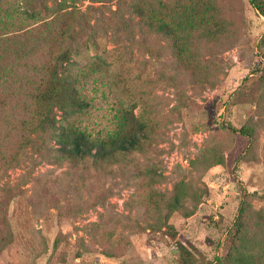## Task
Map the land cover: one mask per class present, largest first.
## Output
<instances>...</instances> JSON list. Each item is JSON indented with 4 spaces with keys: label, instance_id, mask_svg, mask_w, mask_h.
I'll use <instances>...</instances> for the list:
<instances>
[{
    "label": "rangeland",
    "instance_id": "374dc122",
    "mask_svg": "<svg viewBox=\"0 0 264 264\" xmlns=\"http://www.w3.org/2000/svg\"><path fill=\"white\" fill-rule=\"evenodd\" d=\"M25 1L0 0V21L24 28L1 8L20 12ZM205 1L220 34L192 47L190 65L168 39L145 34L122 0L76 3L87 23L106 20L95 45L82 34L72 56L75 67L100 69L84 76L82 125L103 137L124 107L153 134L113 163L60 160L52 137L41 151L28 149L0 179V235L9 234L0 264H215L239 213L264 217V13L252 0ZM254 228L242 230L251 236Z\"/></svg>",
    "mask_w": 264,
    "mask_h": 264
},
{
    "label": "trees",
    "instance_id": "16d2710c",
    "mask_svg": "<svg viewBox=\"0 0 264 264\" xmlns=\"http://www.w3.org/2000/svg\"><path fill=\"white\" fill-rule=\"evenodd\" d=\"M80 1L83 0H27L20 12L16 7L1 8L4 16L11 20L20 16L16 22L27 25L13 29L15 22L0 21V29L9 28L7 34L0 35V179L7 170L18 166L28 149L38 152L46 141L52 144L50 137L60 160L75 163L93 158L94 162L113 163L119 155L142 150L144 141L153 134L148 122L124 107L117 109L114 128L103 137H93L82 125L80 116L90 103L84 91V76L100 69L94 68V63L89 64L88 70L75 67L72 56L82 34L95 45L94 35L103 29L101 23L106 20L87 23L83 14L75 10ZM89 1L112 4L114 0ZM122 2L123 8L138 17L136 24L145 34H157L171 42L180 63L190 65L186 56L192 47L212 42L220 34L217 10L205 0H179L172 4L160 0ZM49 3L54 7H48ZM251 3L264 13L262 0ZM42 11L45 17H40ZM154 52L160 55L159 47L148 45V54L154 56ZM241 132L252 139L249 130ZM182 194L172 195L169 208L179 206ZM247 224L255 227L251 236L242 230ZM233 227L229 251L215 264H264V239L252 238L264 232L263 215L248 219L241 212ZM8 243L9 234L0 235V250ZM180 262L193 264L187 259Z\"/></svg>",
    "mask_w": 264,
    "mask_h": 264
}]
</instances>
